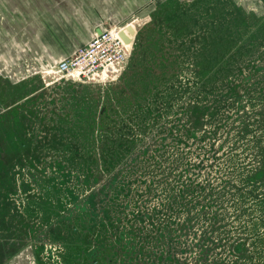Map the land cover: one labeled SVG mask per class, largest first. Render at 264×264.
Segmentation results:
<instances>
[{"label":"rangeland","instance_id":"1","mask_svg":"<svg viewBox=\"0 0 264 264\" xmlns=\"http://www.w3.org/2000/svg\"><path fill=\"white\" fill-rule=\"evenodd\" d=\"M106 2L136 30L117 81L0 64V264H138L109 216L154 209L171 264H264V0Z\"/></svg>","mask_w":264,"mask_h":264},{"label":"crops","instance_id":"2","mask_svg":"<svg viewBox=\"0 0 264 264\" xmlns=\"http://www.w3.org/2000/svg\"><path fill=\"white\" fill-rule=\"evenodd\" d=\"M106 1L122 0H0V51L7 50L0 64L25 63L44 70L70 57L88 45L95 33L120 27L103 7ZM80 17H86V25L80 24ZM80 35L85 38L81 40Z\"/></svg>","mask_w":264,"mask_h":264},{"label":"built area","instance_id":"3","mask_svg":"<svg viewBox=\"0 0 264 264\" xmlns=\"http://www.w3.org/2000/svg\"><path fill=\"white\" fill-rule=\"evenodd\" d=\"M133 25V24H132ZM126 26L95 33L88 45L41 72L44 83L79 82L106 85L120 79L130 61L133 45L120 36Z\"/></svg>","mask_w":264,"mask_h":264},{"label":"trees","instance_id":"4","mask_svg":"<svg viewBox=\"0 0 264 264\" xmlns=\"http://www.w3.org/2000/svg\"><path fill=\"white\" fill-rule=\"evenodd\" d=\"M3 196H4V194H3ZM181 196L183 197V199L185 201L184 193ZM177 199H178V197H177ZM2 204H4V201ZM164 207L168 208V206L165 203H164ZM6 210H7L6 207L4 208L3 205L0 206V218L1 219L2 218L4 219L5 217H7ZM162 210L154 209L151 211V213H149L148 210H146V211L132 210L131 211L132 213L131 214L128 213L126 216H124L123 220H121V217L115 219V216H113L114 218H112V215L109 216V221L107 223V227L109 229H112V228L116 229L118 235L128 236V242H129V244H131L129 252H131L132 254H134L136 256V257H133V260L138 264H171V260L170 261L167 260L168 257H170V256L164 257L163 254H165L166 256L170 255V253L173 250V247H172L173 244L169 245V243L166 242L167 245L165 244L166 247L164 248L163 252L160 250H156L155 247H159L160 239L158 237H156V239L153 237L145 238L142 235V233L139 232L140 230L138 229V228H143L144 225H146L147 221L149 222V224H151V226L156 227L157 225H156L155 219L158 218L157 216L160 214V212H162ZM108 214H110V212ZM142 214H144V215H142ZM167 219H171V215L166 216V221H167L166 224L169 225V220H167ZM180 223H181V221H178V224H177V227H179L180 229L177 228L175 230V232H179V231L181 232L180 226L182 224H180ZM3 224H1V225H3ZM107 230L105 229V234L107 233ZM164 231L165 230H163V229L160 230V232H162V233ZM209 231H210L209 235H214V234L218 233V231H214V229L213 230L210 229ZM156 232L159 233V231H156ZM90 233H91V231H90ZM211 237L212 236L208 237L207 233H203L201 236V241L203 243H207L211 239ZM198 248H199V250L197 249V252H198L197 255H199L198 257H200V259H202L203 257H205L207 255V254H205V252H207V249L203 248L201 245H199ZM159 252L161 254H159ZM164 258H167V259H164ZM215 259H216V257L214 258V260ZM228 263H229V261L227 262V261H225V259L224 260L220 259V260L213 261V263H211V264H228Z\"/></svg>","mask_w":264,"mask_h":264},{"label":"water","instance_id":"5","mask_svg":"<svg viewBox=\"0 0 264 264\" xmlns=\"http://www.w3.org/2000/svg\"><path fill=\"white\" fill-rule=\"evenodd\" d=\"M126 29H127V32H128L131 36H133V37L135 36V34H136V30L133 29V27H132L131 25H128V26L126 27ZM120 36L122 37V39L125 41L126 44H132L133 39L130 38V37H128V36L125 34V32H121V33H120Z\"/></svg>","mask_w":264,"mask_h":264}]
</instances>
